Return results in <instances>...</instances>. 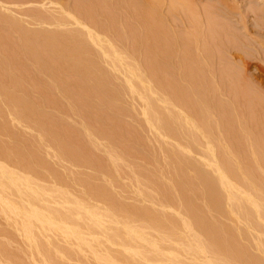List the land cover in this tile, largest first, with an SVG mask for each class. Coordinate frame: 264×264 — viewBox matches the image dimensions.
I'll use <instances>...</instances> for the list:
<instances>
[{"label":"bare ground","instance_id":"bare-ground-1","mask_svg":"<svg viewBox=\"0 0 264 264\" xmlns=\"http://www.w3.org/2000/svg\"><path fill=\"white\" fill-rule=\"evenodd\" d=\"M155 1L158 5L159 3L157 2V0ZM167 1L169 2V0ZM210 2L215 3L214 5L210 4V6L207 5L202 7V9H199V7L197 8L195 0H187L186 5L188 11L186 10V8H184L182 0L180 1V4L183 5L184 11H187L186 13L190 12L189 15L191 16L192 22H197L201 19V21L199 22H203L204 27L208 28L206 30L210 31V38L214 37L215 40L218 41L219 38L221 40V37H223V40H225L224 37L229 30L227 28L225 29L223 25L221 26V24L223 23L218 24L216 22L224 16H229L232 11L239 12L240 9L238 8V3L242 2V0H212ZM177 3L179 4V2H176V7L178 5ZM27 4H35L39 5L40 7V9L36 8L37 10H34V12L33 10H30L32 13L31 15H26L31 19L32 22H35V24L40 26L53 27V29H37L38 31H34L32 29V31H29V29L27 30L25 27H22L23 22L20 23L19 21H15V17L11 18L6 17L5 15L3 16V13L1 14L0 12V136L2 135L1 137H9V139H11L12 141L11 143H5L7 141L1 142L0 138V158L2 159L0 160H6L8 162L10 161L12 162V164H16L14 165L16 166V168L12 166L16 170H19L17 169L19 166L21 167V171L24 172L26 170L27 172H29V174L33 173V176L37 175L36 177H38V174H40L38 170H44L45 168L52 166H46L43 159H41V154H39L40 148L43 144L42 142L47 141L53 146V148L55 149L54 151H56L55 153L59 155L58 157L69 159V162L71 163L72 161L73 165H88L87 167L91 166L93 169H95V171H100L99 173L103 172L106 175L107 173H110L112 171L111 168H106L107 166H109L108 161L106 163V167V164H104L105 161H102L105 159L108 160L107 157H94L93 155L95 154L96 150L90 152L91 154L94 153L92 157L90 156L91 154L89 155V153H87L89 152L88 150H91L89 148L94 146V144L92 145V142H90V144L92 145L91 146L88 143L90 140L88 142L86 141V134H83V136L85 135L84 138L82 135L78 134L79 132L76 133L72 128H68L67 126H65V122H63L61 119L60 120L64 123V126L61 127L60 125L62 123L59 125V122H57L58 124L56 125V121H59V118L56 120V116L53 117V115H48L49 113H43L44 110L42 111L38 106H36L38 105L37 102L34 101L35 103H37L36 105H34L35 103L33 104V101L31 100V102L28 99V92L23 89L24 86L30 83V80L25 78L24 76L27 72L33 74H29L30 76H33V79H38L37 76H47L50 81L48 83H44V80H41L42 78H39L40 80H37L39 84L41 82V84H45L41 85L45 92L47 89L49 91L52 89H57V91L61 93L62 97L64 95V98H67V96L70 97V93L75 89L74 92L77 91L79 93H75L77 97L79 96V99L75 98V94H72L71 98H73L74 96L73 100H77L75 102H70L69 99V102L73 104L72 107L71 104L67 101L68 105L70 104L71 108H80L79 111L81 112L82 110L84 111V109L85 111L89 109V112H93L92 109H105H102L104 115L102 119H99V121L101 120L102 123L104 122L103 119H106L105 121L107 123L104 122L105 125L110 124L111 118H113L111 117V115L114 113L117 115L116 111L118 112V114H120V109L118 107L119 102L118 100H116L120 90L128 91L129 94L131 93L130 96L133 94H138L139 98L145 104L144 105L142 103L141 105L143 107L145 106L144 117L147 123L150 125L151 129L153 128L158 136L163 140L162 142H159L163 143L164 146H167V144L170 143H168L169 140H171V143L173 141L175 142L173 143L174 146L172 145V148L169 146L171 144L168 145V149L164 147V149L166 148V150H168V152L164 151L168 154L167 157L163 156L166 154L163 152V146H160V148H162V156L164 157V159H168L169 157L168 165L166 164V168L168 171L165 169V165H162L163 167H161L160 169H165L163 170L165 176L167 175L166 172H168L171 176V180H169L170 185L169 182L167 184L168 186L164 185L162 183L163 181L161 182L158 178H153L154 176H152V174H149V176L151 175V178H149L148 173H146V178V175L144 177V173L142 174L138 171L142 175L139 176V178L144 177V179H147L148 182L145 180L146 183L144 182V184H151L152 186H149V189L152 190V187L154 191H157L162 200L166 201V203H170L171 205H176L178 209L180 208L184 212L187 220L182 221L181 219L177 218V215H175L174 212L173 213L175 216L172 215L173 213L169 215V213H163L161 211L158 212L146 208L144 207L145 205H142V207H130L128 205L127 207L121 204L122 201L120 202V205L116 202L115 199L118 197L113 196L109 191L110 189L106 187V185L109 186V184L105 185L104 183H98L94 180L93 177L91 178L79 176L78 178V176H75V180L78 178L80 183L77 180L76 182H78L79 184L82 183L81 185L86 186H84L85 188L83 189L86 190V188H88V190L86 191L89 192L88 194L90 195V197L98 200V203L99 201H101L102 203L104 202V206H106L107 204L106 208L108 207V210L106 212L103 211L104 213L100 210L102 212L100 213L94 209L89 208L87 204L83 203V201L85 202L86 200L81 201L83 197L80 198V194L78 199H71L65 191L53 190V188L49 190L50 196H48V194L46 195V193H44L43 191L33 187L29 180L25 178V176L24 178L18 177L20 175V170L17 174L13 169L7 170L8 167L4 168L0 165V217H2L3 219L4 226L3 229H0V235L5 239V241H2L3 243L0 241V264H32L31 261H33V263L35 262V259L33 258L35 257V255L36 258L38 256L44 264H64L66 262L65 260H69L70 258L74 259L73 257H75V259L77 257L76 260L82 262V258H80V256L83 253L82 256L84 259V254H86V252H89L87 254L91 255L92 260L94 261L93 264H264V242L260 240L261 238L263 239L264 236H262V231H264V204L262 205V200L264 199V180L263 178H260V175H263V173L259 172L260 174H258L259 168L264 171V156L262 155L263 153L261 154L260 152L257 153L258 151L256 152V150L260 151L259 148L254 150V147L258 144V141L256 140L251 143L247 141L248 144L245 143L246 140L244 142V137L246 136L245 134L247 132L245 133L246 129L243 130L240 127H245L246 124L239 127L236 119L238 118L241 120V118H236L229 107H222L219 104L221 96H224L220 94L219 97L218 94H216V90V93L214 94L219 97L217 100L214 98V89L210 91L211 85L213 86V83H215L213 79L214 77H212L213 81H210L212 84H209L210 82L208 83L209 86L206 85L207 80L204 83L202 79L200 80L203 83L199 82V84H197V82L199 81V73L203 71L198 72L196 67L200 66L197 63L196 59L194 60L196 62V65L198 64L197 66L193 65L195 63L192 64V62H194L193 60L191 62L192 65L190 63L188 64V57V61H185L187 63V66H194L196 69L190 70V67L187 68L184 64V66L187 68V71L189 69V73L187 72L188 74L185 73L186 75H184L185 81H187L186 83H183L185 82L182 78V73L184 72L183 70H181V72L177 69V75L174 73L175 67L177 66L180 69L182 62L178 61L176 65L174 59L179 60L176 58V56L178 57V55H173L175 57L173 59L171 53H178V51L176 52L174 50L175 52H171V50L173 49H171L169 45L165 44V41L163 42V40L165 39H163L162 32L157 24H155L156 27L154 28H158L161 33L158 29L156 31L153 28V24L155 22L151 21L153 20V18H151V15L147 14L150 13L149 9L148 11H143V8H145L144 4H146L145 1L0 0V5H2L1 9L4 8L5 5L23 6ZM154 4L151 3L149 7L152 11L155 12ZM254 4L257 8L256 12L254 13V17L257 19L258 23L263 24L264 0H255ZM171 7L173 8V6ZM4 10L7 11L8 8ZM19 12L20 11H18V13ZM155 14L156 13H154V15L152 16H155ZM244 20V18H241L240 22L245 29L246 26ZM216 26H218V28L220 27V29H218ZM66 27H70V29H66ZM169 31H171V29ZM15 35L17 36L15 37ZM172 36L170 37L172 38ZM165 37L167 36L165 35ZM214 38L213 41H215ZM179 39L177 42L180 41ZM233 41H229L230 44L233 43ZM235 41L237 42L236 38ZM222 42L223 41H221L220 43L219 41L218 45L215 43V45H217L216 47H220V50H222L221 48L225 46V43L222 44ZM196 50L198 51V49ZM210 54L212 53H209V55ZM140 55H143L142 63H140ZM187 56H189V54ZM207 57L205 58L209 60V58ZM103 64L106 65L110 69V71L112 69L115 72L118 71L119 73V71H122L121 74H127V76L125 75L124 83L121 82L124 84H121L123 86H120V88L117 90L115 89V87H113L112 76L108 75V71H106L105 68L102 67ZM184 66L182 65V67ZM16 67H20L21 69H16ZM140 68L141 70L143 69L144 72L141 71ZM225 68L226 67L222 68V70L224 69L222 73L225 74L227 72L226 75H228L229 72L227 69L225 70ZM198 69H201V67ZM194 70L198 72L197 76L194 74ZM193 71L194 73H192ZM141 72L144 74L143 76H141ZM64 74H67V77H62V75ZM201 75L200 77H202ZM222 77H220V80H222L221 84L218 83V86L220 87L221 85L223 86V82H225L227 78L231 79V76H227V78L224 80ZM205 79L206 78H204V80ZM234 79H236V77ZM180 80H182L183 82H181ZM76 83H79V86L82 89L78 90L80 87L77 85L78 88H76ZM181 83L185 85H182ZM151 85H153V88ZM234 85H238L236 84V81ZM234 85L230 86V88L232 89L231 91H235L233 96L230 92L232 98H246V94L242 91H240L241 93H238L241 94V97L238 96L240 98H237L235 94L236 90H233V88H237V86ZM29 86L32 87L31 85ZM215 86L216 85H214V87ZM72 87L75 88L73 89ZM220 87H217L216 89H219L220 91ZM33 89L34 91H36L34 86L32 87V91ZM222 90L221 92H223ZM52 93H48L50 94V97ZM155 93L157 95H155ZM243 93L244 95H242ZM28 94L30 95V93ZM42 95L40 96L41 98H43ZM153 95L158 97L156 98ZM47 98L49 100V96ZM53 99L52 101H50L51 99L49 100V103L52 104V106H54L57 102L60 103V105L62 104L60 101L61 97L58 100H55V98ZM65 100H68V98ZM115 100L116 102H118V104L115 103ZM253 102L254 103L252 105H259L258 101L257 103H255V99ZM67 103L65 104V106L67 105ZM113 104H115L116 107L110 106ZM56 105L54 107H56ZM104 105H108L115 112L113 113V111L110 110L108 106L107 108ZM43 106L45 105L43 104ZM65 106H63V108L65 109V111H67L68 109L66 110V107L68 106ZM2 107H4V109L7 107V109L5 110L10 114H13L15 118L20 121V123L22 121V124L23 122H25L30 125L31 129L35 128V131L38 132L36 133L40 135L41 139L38 141L27 140L20 143V135H16V131L14 132L13 129L9 127V125H7L8 123H5L4 118L6 114L4 113L6 111L3 112L1 109ZM117 108L119 111L116 110ZM249 110H251V108H249ZM70 111H73V109H71ZM104 111L107 113H104ZM81 112L79 113L77 111V115L78 113L80 115L79 117H82L85 113H87L82 112L81 114ZM95 112H93L92 114L89 113L88 116L92 115V117L96 118L98 114L97 111ZM214 112L220 115V118L219 121H215V123L213 124L211 119L214 115ZM254 112H252V110L251 112H249V115H251L250 117H253L252 115L254 114ZM94 114L97 115L94 116ZM99 117L101 116H97L96 119H98ZM116 117L114 118L116 121L114 119L113 120L116 122V125L120 124L119 127L122 129L119 130L122 131H119V133L117 132V135L119 137L115 135V138L118 137L119 140L121 138H124L123 140L126 141L127 130H125L124 133V135L126 136L119 135L120 133L122 135V133L124 132L123 128L125 129L123 125V127L121 126L122 123H119L118 120L121 115H118ZM82 118L88 119L89 117L85 115V117ZM89 120L90 119H88V121ZM107 120H110L109 124ZM247 120H249V122L251 123V121H253L254 119L249 118ZM91 121L93 120L91 119ZM88 123H90V121ZM102 123L97 122V120L95 121L94 119L93 123H90L89 125L84 123V125L89 126L91 131L99 134H95L98 137L102 136L103 138L100 137L101 139L107 140L112 143L114 139L113 133L116 130V125H114V122L112 123L115 129H113L112 126L109 125L108 127L110 129L112 128V131L109 130L110 132H108L106 131L107 125L104 127ZM147 123L145 125H147ZM252 123H254V121ZM100 124L102 125L101 127H104L105 130L102 128L101 130L99 129L100 127H97V125L100 126ZM89 127L85 128L89 129ZM249 128H251V126H249ZM91 133L93 134V132ZM129 134L131 135L132 132H130ZM215 134L216 136H214ZM252 134L251 136L252 138H254L256 135L253 134V137ZM249 135L250 133L248 134V136ZM88 138L90 137L88 136ZM140 138L142 137H139V139ZM160 138L159 140H161ZM252 138H250L251 141L253 140ZM131 139L132 138H130L129 140ZM139 139L138 142L140 143V146H142V139ZM199 139L203 141H200L199 143ZM246 139L248 140V138ZM114 140L117 141L116 139ZM166 140H168L167 143ZM122 141H120L121 144L123 143ZM214 141H217L216 143L219 142L218 146H215L216 144L214 145ZM47 142H45L46 145ZM259 143L260 145H258L262 148L263 145L261 144V142ZM115 144H113L111 147L113 148ZM51 145L48 146V148L51 147ZM122 145L119 147L125 150V145L124 147H122ZM133 145L135 146V144ZM245 145H248V148L245 147ZM116 146L118 151H120L121 149L119 150L118 145ZM130 146H132V144L129 145V147ZM140 146L138 147L142 148ZM196 146L204 148V151L201 153L202 156L203 154L204 156L202 157L200 155V158L202 159L199 158L201 160L199 162L197 160L192 161V159L187 156L188 151L193 152V149L194 151L198 149L196 148ZM112 148L110 151H112ZM133 148L132 150L130 149L131 155L134 154L133 150H136L135 148ZM185 148L188 151H186ZM202 148L198 150H201ZM117 149L115 150V152L113 149V154L117 153ZM183 149H185L184 151H186L187 154L183 151ZM246 149L251 155V160L246 156V153H248ZM158 151L160 152V150ZM145 153L147 154L149 152ZM152 153L153 151H151V154ZM113 154L112 156H115L114 158L112 157L113 161H116L119 158L121 160H118L119 163L112 165H120L121 161H127V157H125V159H122L121 157L123 156L119 157L118 154V157H116V155ZM120 154L123 155V153ZM131 155H128V157H131ZM148 155L150 154H147L145 157H147ZM153 156L151 158H153ZM97 159L101 160L98 161ZM147 159L148 158H146L145 160L147 161ZM60 160L62 159L60 158ZM154 160V162H159L157 161V158ZM165 163L163 162V164ZM160 165L161 164L157 166L160 167ZM262 165L263 167L261 168ZM159 167L157 168L158 170L156 169V173L159 171ZM120 168L123 167L121 166ZM120 168L118 169L117 167V172L123 171H119ZM161 170L160 173L158 172V175L161 174L160 176H162L163 174ZM12 171H14L17 176H15ZM47 171H49V169ZM138 172H136V174ZM103 173H101V175ZM111 173L108 175L113 176V174H115ZM150 173L152 172L150 171ZM132 174L133 173H131L130 176H132ZM165 176L163 174V177ZM163 177L162 180L170 178L168 175L165 178ZM137 178L138 177H135L136 181ZM139 178L138 182L140 180ZM142 178L141 180H144ZM63 180L61 181L64 182L65 180ZM104 180L106 179H102L103 182ZM136 181L135 184L137 185L138 183ZM141 182L143 183V181ZM64 183L66 184V182ZM111 183L113 185V182ZM139 184L140 186L145 187L144 185H141V183ZM37 185L38 184L36 183V186ZM69 185L67 186L69 187ZM86 191L85 193H83L84 195H86ZM173 191L177 192V199H179L178 204L175 203L176 196L174 195ZM159 196H157L158 200ZM161 199L160 203H162ZM197 199H201L204 204L199 205L196 202L199 201ZM51 200L53 204L56 203V206H53V204L50 202ZM56 200L58 201V203L56 202ZM88 200H90V198ZM97 209L99 208L97 207ZM178 209L176 208V210ZM117 215H121V223H119L120 221L117 222L115 220L116 218H118L119 220V217ZM210 215H212L213 218H211L212 216L210 217ZM215 215H217L216 217L221 216V218L234 217L233 219L235 220L237 218L245 223V227L242 229H238L233 225H226V223L222 224L221 222L223 221H218V218L216 219ZM134 220L137 221L134 222ZM132 222H134V224L136 223V226L138 225L137 223H139V226L133 227L132 225H130L132 224ZM237 223L241 222L237 220ZM244 223L242 224L243 226ZM186 229L187 231H194V234L196 235H188L185 231ZM146 230L153 231L152 233H150V235L154 233L155 238L153 236H150L149 232ZM250 233H252L254 236L250 235ZM256 233H258V235L259 233H261V238L260 236L257 237L258 239L255 238L256 240L254 242V249L256 247V251H261L260 253L263 254V258L255 256V253H252V251L255 252V250L249 249V247H247L246 245L248 239L251 243L253 237L257 236ZM15 234L19 235V237L22 238L25 244L24 250L21 247V249H19V253L15 252L14 247L11 246V243H14L13 240L15 239L16 241L17 239L14 238L16 237ZM48 236L49 239L51 238V236L59 237V239H61L59 241H63L64 244L58 245L57 243H51L54 237L52 238V240L50 239L51 241H49ZM148 236H150V238ZM250 236H252V239L250 238ZM151 237H153L154 239H152ZM241 238H244V240L245 238H247V241H243V239ZM240 241L245 242V245L243 243L241 244ZM54 242L56 241L54 240ZM250 243H248V245H252L251 247L253 248L254 243L252 242L251 245ZM165 244L168 246V248L164 247ZM11 247H13V250L11 249ZM32 254H34L32 257L33 259L31 258L32 260L27 261V259H29ZM86 258L85 260L87 262ZM36 262L39 261L36 260ZM40 262L38 264H41ZM82 264H86L84 260ZM87 264L90 263L87 262Z\"/></svg>","mask_w":264,"mask_h":264},{"label":"rangeland","instance_id":"rangeland-1","mask_svg":"<svg viewBox=\"0 0 264 264\" xmlns=\"http://www.w3.org/2000/svg\"><path fill=\"white\" fill-rule=\"evenodd\" d=\"M145 1V3L147 4H144L145 5V8H143V11L145 10V11H148V9H149V12L150 13H147L148 15H151V18H153V20H151V18H150V20L151 21H154L155 23L153 24L154 26H153V28L154 27H156L155 26V24H157L158 26H159V29L161 30V32H162V35H163V39H165V40H163V42L165 43V44H167V45H169L170 46V48L171 49H173V50H171V52L172 51H178V53H171V55H172V58L174 59L175 57L173 56V55H175V54H177L178 55V57L176 56V58L177 59H179V60H176V59H174V62H176V65H177V63H178V61L179 62H182L181 64L184 66V64H185V66L188 68V67H190L189 69L191 70V69H195V67L194 66H187V63L185 62V61H188V59H189V62H188V64L190 63L191 64V62H192V60L194 61V62H192V64L193 63H195V64H193V65H195V66H197L198 64H199V66L201 67V69L203 68V69H205V70H201V69H198V68H200V67H196L197 68V70H198V72H201V71H203V72H201V73H199L200 75L201 74H205V75H201L202 77H200V75L198 76L199 78H198V82H197V84H199V82L201 83L202 81L200 80V79H202L203 81H204V83H205V81H206V85H208V83L212 80V77H214L213 79H214V81H215V83H213L214 85H216L215 87H214V85L212 86L211 85V89H210V91L212 90V89H214L215 90V92H214V90H213V94L214 93H216V90H217V93L216 94H218V96L221 94V95H223L224 97H222L221 96V100H219V104L222 106V107H229V109L230 110H232V113L234 114V116L237 118V117H240L241 118V120L240 119H236V122L238 123V125H239V127L241 126V125H245V127H243V126H241L240 128L241 129H246L245 130V135L247 136H245L244 137V142H245V140H246V144H248L247 143V141L249 142V143H251V142H253V141H258L257 143L260 145V143L259 142H261V144L263 145L262 146V148L257 144L255 147H254V150H256V149H260V151L259 150H256V152L257 153H263L262 155L264 156V23L263 24H260V23H258V21H257V19L254 17V13L256 12V10H257V8L255 7L256 5L254 4V1L255 0H242V2H240V3H238V8L240 9L239 10V12L238 11H232L231 13H230V15L229 16H224L223 18H221L220 20H217V22L216 23H218V24H221V23H223V24H221V26L223 25L224 27H225V29L227 28L229 31H227V33H226V36L224 37V39L225 40H223V37H221V40H220V38H219V40L217 41V40H215V38L214 37H211L210 38V31L209 30H206V29H208V28H205L204 27V25H203V22L201 23V22H199V21H201V19L200 20H198L197 22H192V19H191V16L189 15V13L190 12H188V13H186L187 11H188V8H187V5H186V2H187V0H184V1H186V2H184L183 0H182V4L184 5V8H186V10L184 11V8H183V5L182 4H180V1H177V0H169V2L167 1V0H157V2L159 3L158 5H157V3H156V1L155 0H144ZM155 1V2H154ZM159 1H161V2H159ZM172 1V2H171ZM196 1V5H197V8L199 7V9H202V7H204V6H207V5H209L210 6V4L211 5H214V3L212 2H210V1H212V0H195ZM174 2V3H173ZM176 2H179V4L177 5V7L175 6V4H176ZM149 3V4H148ZM151 3L152 4H154L155 5V12L154 11H152L151 9H150V5H151ZM171 4H173V5H171ZM253 4V5H252ZM169 5V6H168ZM182 7H181V6ZM171 6H173V8L171 7ZM1 7H2V5H0V9H1ZM158 7V8H157ZM171 8V9H169V8ZM176 7V8H175ZM178 7H180V8H178ZM6 8H8V10L6 11V10H4V9H6ZM40 9V7H39V5H35V4H27V5H23V6H12V5H5L4 6V8H2L1 9V14L3 13V16L5 15L6 17H11V18H14L15 17V21H19L20 23L21 22H23V25H22V27H25L27 30L29 29V31H32V29L34 30V31H36L37 29L38 30H41V29H44V28H48V29H53V27H47V26H40V25H37V24H35V22H32L31 21V19L29 18V17H27L26 15H31L32 13H31V11L33 10V12H34V10H37V9ZM162 8V9H161ZM168 8V9H167ZM256 8V9H255ZM147 9V10H146ZM159 9H161V10H159ZM167 9V10H166ZM175 9V10H174ZM180 9V10H179ZM13 10V11H12ZM20 11L19 13H18V11ZM31 10V11H30ZM158 10V11H157ZM10 11V12H9ZM16 11V12H15ZM21 11H23V12H21ZM161 13H160V12ZM180 11V12H179ZM154 13H156L155 14V16H152V15H154ZM160 13V14H159ZM0 14V15H1ZM159 14V15H158ZM189 16H188V15ZM28 15V16H29ZM164 16V18H163V16ZM13 16V17H12ZM160 18H159V17ZM17 17V18H16ZM11 18H9V19H11ZM156 18V19H155ZM159 18V19H158ZM241 18H244L245 20H244V22H245V26H246V28L244 29L243 28V26L241 25V22H240V19ZM164 19V20H163ZM199 19V18H198ZM256 19V20H255ZM160 20V21H159ZM219 21V22H218ZM165 23V24H164ZM191 23V24H190ZM193 23V24H192ZM30 24V25H29ZM35 24V25H34ZM217 24V25H218ZM33 25V26H32ZM262 25V26H261ZM162 26H164V27H162ZM192 26V27H191ZM200 26V27H199ZM202 26V27H201ZM217 28H218V26H216ZM70 29V27H66V29ZM164 28V29H163ZM65 29V28H64ZM156 31H157V29L158 28H154ZM158 29V30H159ZM171 29V31H169ZM197 29V30H196ZM199 29V30H198ZM201 29V30H200ZM218 29H220V27L218 28ZM37 30V31H38ZM160 30H159V32H160ZM164 30V31H163ZM193 31V32H192ZM196 31V32H195ZM209 31V32H208ZM160 32V33H161ZM170 32V33H169ZM173 32V33H172ZM229 32V33H228ZM164 33V34H163ZM168 33V34H167ZM176 33V34H175ZM232 36V35H234V36H230V35ZM165 35L167 36V37H165ZM172 35H174V36H172ZM182 35V36H181ZM184 35V36H183ZM189 35V36H188ZM208 35V36H207ZM229 35V36H228ZM17 35H15V37H16ZM151 36V35H150ZM169 36V37H168ZM170 36H172V38L170 37ZM189 38H188V37ZM207 36V37H206ZM173 37H174V39H173ZM176 37V38H175ZM178 37V38H177ZM197 37V38H196ZM228 39H227V38ZM171 38V39H170ZM180 38V39H179ZM209 38V39H208ZM213 38H214V40L215 41H213ZM234 38V39H233ZM235 38L237 39V42L235 41ZM166 39H167V41H166ZM178 39L180 40L179 42H177L178 41ZM192 39H194V40H192ZM227 39V40H226ZM189 40H191V41H189ZM234 40V41H233ZM13 41V40H12ZM173 41V42H172ZM182 41V42H181ZM185 41V42H184ZM217 41V42H216ZM220 41V43H221V41H223L222 42V44L223 43H225V46H226V43H227V46L225 47H222L221 49L222 50H220V47H216L217 45H218V42ZM231 41H233V43H231L230 44V42ZM209 42V43H208ZM185 43V44H184ZM191 43V44H190ZM196 43V44H195ZM198 43V44H197ZM212 43V44H211ZM215 43L217 44V45H215ZM189 44V45H188ZM178 45H179V47H178ZM212 45V46H211ZM184 46V47H183ZM190 46V47H189ZM176 47H177V49H176ZM201 47V48H200ZM182 50H180V49ZM183 48H184V50H183ZM198 49V51L196 50V49ZM219 48V49H218ZM224 48H226V49H224ZM210 49V50H209ZM214 49H216V50H214ZM205 50V51H204ZM220 50V51H219ZM174 51V52H175ZM183 51H184V53H183ZM194 51H196V52H194ZM224 51V52H223ZM226 51H228V52H226ZM208 52V53H207ZM189 54V56H187L188 54ZM199 53V54H198ZM205 53V54H204ZM209 53H212V54H210L209 55ZM193 54V55H192ZM198 55H200V56H198ZM207 55H208V57H207ZM180 57V58H179ZM186 57V58H185ZM187 57H188V59H187ZM190 57H191V61H190ZM205 57H207V58H209V60H207ZM183 58V59H182ZM142 59V60H141ZM194 59H196V61H197V65H196V62H195V60ZM140 63H142V61H143V55H140ZM210 61V62H209ZM199 62H201V63H199ZM191 64V65H192ZM204 64H206V65H204ZM182 65H181V68L179 69L177 66L175 67V69H174V73L176 74V71H177V69H178V71H181V70H183L184 72V74L182 73V78H183V80L185 81V78H184V75H186V74H188L189 72V69H188V71H187V68L184 66V67H182ZM203 66H206V67H203ZM102 67H104L105 68V70L106 71H108L107 73H108V75H110V76H112V85H113V87H115V89L117 90V89H119L120 88V86H123L124 84V79H125V75L127 76V74H121V72L122 71H119V73H118V71H114V70H112L111 69V71H110V69L106 66V65H104L103 64V66ZM194 67V68H193ZM224 67H226L225 68V70L227 69L228 70V72H229V74L228 75H226L227 74V72L225 73V71H224V73L225 74H223L222 73V71L224 70H222V68H224ZM186 70H185V69ZM16 69H21L20 67H16ZM207 69V70H206ZM215 69V70H214ZM31 70V69H30ZM140 70H141V68H140ZM196 70V69H195ZM194 70V71H195ZM209 70V71H208ZM141 71H143V69L141 70ZM178 71H177V73H178ZM194 71L192 72V73H194ZM208 71V72H207ZM232 72V74H231V72ZM144 72V71H143ZM182 72V71H181ZM188 72V73H187ZM191 72V71H190ZM198 72H196L195 71V75L197 76V73ZM205 72V73H204ZM25 73V72H24ZM23 73V74H24ZM180 73V72H179ZM186 73V74H185ZM207 73V74H206ZM211 73V74H210ZM30 73L29 72H27V73H25V78H27V79H29L30 80V83L29 84H27L26 86H24L23 87V89H25V91H27L28 93H30V95L27 93V97H28V99L34 104L35 102H37L38 103V105H36L37 103H35L34 105H36V106H38L39 107V109L40 110H44L43 111V113L45 112V114L47 113H49L48 115H53V117L54 116H56L57 118H55L56 120L59 118V121H56V125L58 124L57 122H59V125L62 127V126H64L63 124V122H65V126H67L68 128L70 127V128H72L73 129V131H75L76 133L77 132H79L78 134H80V135H82L83 136V134H86V141L88 142L89 140V144H90V142H92V145L94 144V146H92L91 144V146L92 147H96V148H89V149H91V150H88L89 152H87V153H89V155L91 154L90 152H92V151H95V154L94 153H92L90 156L92 157V155L94 156V157H98V158H104V157H107V159L108 160H102V161H105L104 162V164H106L107 163V161H108V165L109 166H107V164L105 165V167L106 168H108L109 167V169L111 168L112 169V171L111 172H113V173H115V174H113V173H111L110 172V170H109V172L111 173V174H113V176L111 175H108V174H110V173H107V175L106 174H104L103 172H101V173H103L102 175H101V173H99L100 171H95V169H93L91 166H89L90 168H92V169H90L89 167H87V166H85V165H83V166H79L80 164H77L78 166H76L75 164L73 165V163H72V161H71V163L69 162L70 160L69 159H67V158H62V157H58L59 155L57 154V153H55L56 151H54L55 149L53 148V146L50 144V143H48L47 141H43L42 143V147L40 148V151H39V154H41L40 156H41V159H43V161H44V163L46 164V166H48V165H52V166H49V167H47V168H45L44 170L43 169H40V170H38V172L40 173V174H38V177H36L37 175H35V176H33V173H30L29 174V172H27L25 169V171L24 172H26V173H24L23 171H21V167H19L18 166V168L17 169H19L20 170V172H19V170H16L15 168H16V166H14V165H16V164H12V162H8V161H6V160H4V161H1L0 160V165L1 166H3L4 168H7V170H14L15 171V173H17L18 174V172L20 173V175L18 176V177H21V178H24V176H25V178H27L28 180H29V182L32 184V186L33 187H35V188H37V189H39V190H41V191H43L44 193H46V195L48 194V196H50L49 194H50V189H53V190H62V191H65L69 196H70V198L72 199V198H79V194H80V198H82V200L81 201H83V200H86L85 202L83 201V203H85V204H87L88 205V207L89 208H91V209H94V210H96L97 212H100V213H102L103 211H107L108 209V207L106 208V206H107V204H106V206H104V202L102 203L101 201H99V203H98V200H96L95 198H93V197H90V195L88 194L89 192L88 191H86V190H88V188H86V190L85 189H83V188H85L86 186L85 185H81V184H79L80 182H79V180H78V178H79V176H81V177H93L94 178V180L95 181H97L98 183H101V184H109V186L108 185H106V187L107 188H109L110 190V192H111V194L113 195V196H115V197H118V198H115L116 199V202L118 203V204H120V202H121V204H123V206H127L128 207V205L130 206V207H137V206H139V207H142V205H145L144 207H146V208H149V209H152V210H155V211H161V212H163V213H169V215H171L173 212L175 213V215H177L176 217L177 218H179V219H181L182 221H185V220H187L186 219V216H185V214H184V212L180 209V211H179V209H178V207L176 206V205H171L170 203H166V201H164V200H162L161 199V197L159 196V194H158V192L157 191H154L153 190V188L151 187V189L154 191V192H156V193H154L152 190H150L149 189V186H152L151 184L149 185L148 183V185H145L144 184V182L146 183V181H147V179H144V177H145V175H146V173H148V176H149V174H152V176H154L153 178H158L164 185H167L168 184V182H169V185H170V181L169 180H171V176L169 175V173L168 172H166V174L170 177V178H166V180H168V181H166L165 179H163L162 180V177H163V174H164V176H165V173H163V170H167V168H166V164L168 165V162H169V157H168V159H164V157L163 156H168V154L166 153V152H164V151H167L168 152V150H166V148L168 147V145L169 144H171V145H169L171 148H172V145L174 146V144L173 143H175L174 141L171 143V140H166V143H167V141H168V143L169 144H167V146H164L163 145V143H160L159 141H163L159 136H158V134L156 133V131L152 128L151 129V127H150V125L147 123V121H146V119H145V117H144V110H145V106L143 107L141 104L143 103V101L139 98V95L138 94H133V95H131L130 96V94H129V92L128 91H125V90H120L119 91V95L117 96V98H116V100H118V102H119V104H118V102H116V100H115V103L116 104H118V107H119V109H120V111L118 110V108L116 109V110H118L119 112H120V114H118V112L116 111V113H117V115L114 113L115 111L113 110V109H111L108 105H104L105 107H109V109L110 110H112L113 111V113L114 114H112L111 115V117H113V118H111V122H110V120L108 121V124H109V122H110V126H112V128L113 129H115V127H113V125H112V123L114 122V125H116L115 123V117L116 116H120L121 115V117L120 118H118V120H119V123L121 122L122 124H121V126L123 125L124 127H125V129L123 128V130H124V132L122 133V135H121V133L119 134L120 136H126V141H124L122 138L119 140V136L117 135L118 133H119V129H122V128H120L119 126H120V124L118 125H116V130H115V132H114V130H113V136H114V139H116L117 141H115L114 139H113V136H112V139H113V142L111 143V142H109V141H107V140H103V139H101V138H103L102 136H100V137H98L97 135H99V134H97L96 132H94V131H91V129H90V127L89 126H87V125H89L90 123H93V121H94V119H95V121L97 120V122H101L102 123V121L100 120L99 121V119H102V117H103V110H105V109H99V110H94V109H92V111L93 112H95V111H97V116H101V117H99L98 119H96L97 118V116L94 114V116H96V118L95 117H92V115H90V116H88V114L91 112H89L88 110H86L85 111V109H84V111L82 110V112H87V113H83L84 115L82 116V117H85V115L87 116V117H89L88 119H90L89 121H90V123H88L89 121H88V119L87 118H82V117H79L80 115H79V113L81 112V111H79L80 110V108H78V109H76V107H75V109H76V111H75V109L74 108H71L72 106H73V104H71L70 102H73L74 100V96H75V98H78L79 99V96L77 97L76 96V94L78 93L77 91L76 92H74V90L71 92V91H69V92H71L70 93V97H68L67 96V98H68V100H65V99H67V98H64V95H63V97L61 96V93L60 92H58L57 91V89H52V90H46V92H45V90H43V88L41 87V85H45V84H39L38 82H37V80H40L39 78H42L41 80L43 81L44 80V83H48V82H50L49 81V79L47 78V76H37V78L38 79H36L35 77V79H33V76H30L29 75ZM112 74V75H111ZM216 74V75H215ZM235 74V75H234ZM238 76H237V75ZM33 75V74H32ZM144 74L141 72V76H143ZM177 75V74H176ZM181 75V74H180ZM207 75V76H206ZM209 75V76H208ZM224 75V76H223ZM63 76H65V77H67V74H64V75H62V77ZM223 76V77H222ZM227 76H231L230 78L231 79H229V78H227ZM235 78L236 77V79H234L233 77ZM210 77H211V79H210ZM220 77H222L223 78V80L224 79H226V83L225 82H223V86L221 85V87L220 86H218L219 84L218 83H220L221 84V82H222V80H220ZM204 78H206L205 80H204ZM209 79V81H208V79ZM228 80V81H227ZM236 81V84H238V85H234L235 84V81ZM181 82H183L182 80H180ZM213 81V80H212ZM211 81V82H212ZM218 81V82H217ZM238 81V82H237ZM241 81V82H240ZM77 82H78V80H77ZM121 82H123V83H121ZM187 81H185V82H183V83H186ZM209 83V84H212V83ZM217 82V83H216ZM118 83H120V84H118ZM183 83H181L182 85H185V84H183ZM203 83V82H202ZM225 83V84H224ZM121 84H123V85H121ZM29 85H31L32 87L34 86V88L36 89V91H34V89H33V91H32V87H30ZM79 86V83H76V86ZM237 86V88L236 87H234V88H236V89H234L233 88V90H236V96H237V98H240L241 97V94H238V93H241L240 91H242V92H244L245 94H246V98H240V99H234V98H232V96H233V94H234V92H232L231 90V88H230V86ZM78 86L76 87V88H78ZM152 86V88H153V85H151ZM209 86V85H208ZM226 86V87H225ZM244 86V87H243ZM80 87V86H79ZM217 87H220L221 88V90L223 91V92H221V90L219 91V89H216ZM250 87V88H249ZM244 88V89H243ZM44 89H45V87H44ZM80 89H82L81 87L78 89V90H80ZM226 89V90H225ZM30 90V91H29ZM55 90V91H54ZM246 90V91H245ZM45 93H44V92ZM54 91V92H53ZM82 91V90H81ZM81 91H79V92H81ZM209 91V92H210ZM42 92H43V95H42ZM52 93L51 94V97H50V94H48V93ZM232 93V96L230 95L231 93ZM76 93V94H75ZM123 93V94H122ZM157 93V92H156ZM155 93V95H157ZM244 93L242 94V95H244ZM72 94H75L74 96H73V98H71V96H72ZM79 94V93H78ZM128 94V95H127ZM216 94H214V98L215 99H217L218 100V98L220 97H217V95ZM42 95V97L43 98H41L40 96ZM135 95H137V96H135ZM155 95H153L154 97H158V96H155ZM215 95H216V97H215ZM227 95V96H226ZM230 95V96H229ZM31 96V97H30ZM49 96V100L50 101H52V99L53 98H55V100L57 99H60V97H61V105H60V103H56L57 105H58V108H57V105H56V107H54V106H52V104H50L49 103V100H48V97ZM130 96V97H129ZM238 96H240V97H238ZM53 97V98H52ZM66 97V96H65ZM138 97V98H137ZM235 97V96H234ZM244 97V96H243ZM251 97V98H250ZM31 98V99H30ZM45 98V99H44ZM62 98H63V100H62ZM225 98V99H224ZM0 99H1V97H0ZM44 99V100H43ZM69 99H70V102H69ZM140 99V100H139ZM242 99V100H241ZM250 99V100H249ZM254 99H255V103H257V101H258V103H259V105L257 106V104H254V105H252L254 102ZM65 100V101H64ZM72 100V101H71ZM77 99H75V101H76ZM132 100V101H131ZM237 100V101H236ZM246 100H248V101H246ZM260 100V101H259ZM35 101V102H34ZM53 101H54V99H53ZM59 101V102H60ZM67 101L71 104V107H70V104L68 105V103H67ZM74 101V102H75ZM141 101V102H140ZM243 101V102H242ZM250 101V102H249ZM67 103V105L66 106H68V107H66L65 106V104ZM52 103V102H51ZM54 103V102H53ZM224 103V104H223ZM248 103H249V106H248ZM43 104L45 105V106H43ZM144 104V103H143ZM242 104V105H241ZM251 104V105H250ZM145 105V104H144ZM227 105V106H226ZM235 105V106H234ZM59 106H61V107H59ZM63 106H65L66 107V110L67 111H65V109L63 108ZM76 106H77V104H76ZM110 106H112V107H116L115 106V104H113V105H110ZM253 106V107H252ZM258 108H257V107ZM70 107V108H69ZM107 107V108H108ZM142 107V108H141ZM51 108H53V109H51ZM234 108H236V109H233ZM249 108H251V110H252V112H254V114L252 115L253 117H250L251 115H249L250 113L249 112H251V110H249ZM2 109V111L3 112H5L6 110L5 109H7V107L4 109V107H2L1 108ZM55 109H56V111H55ZM57 109H60V110H57ZM71 109H73V111H70ZM81 109H83V108H81ZM248 109V110H247ZM100 110H101V112H100ZM75 111V112H74ZM77 111L79 112L78 113V115H77ZM111 111V112H112ZM7 112V111H6ZM4 113V114H6V115H8V116H6L5 115V118H4V121H5V123L7 124V125H9V127H11L12 129H13V131L16 133V135H20L19 136V138H20V143L21 142H24V141H38V140H40L41 139V137H40V135L39 134H37L38 132L37 131H35V128H32L31 129V127H30V125H28L27 123H25V122H23V124H22V121H21V123H20V121L17 119V118H15V116L13 115V114H10L9 112H7V113ZM66 112H68V113H66ZM72 112H74V113H72ZM82 112H81V114H82ZM93 112H91L90 114H92ZM134 112V113H133ZM142 112V113H141ZM54 113V114H53ZM72 113V114H71ZM96 113V112H95ZM104 113H107V112H105L104 111ZM62 114V115H61ZM65 114V115H64ZM129 116H128V115ZM252 114V113H251ZM68 115V116H67ZM76 115V116H75ZM106 115V114H105ZM114 115H116V116H114ZM237 115V116H236ZM238 115H240V116H238ZM245 117H244V116ZM70 116V117H69ZM78 116V117H77ZM123 116V117H122ZM243 116V117H242ZM90 117H92V118H90ZM69 118V119H68ZM125 118V119H124ZM219 118H220V115H218L217 113H215L214 112V115H213V117H212V123L214 124L215 123V121H219ZM254 119L253 121H254V123H252L253 121H251V123L252 124H254V125H252L250 122H249V120H247V119ZM63 121V122H61V120ZM86 119V120H85ZM91 119L93 120V121H91ZM115 121H114V120ZM116 119H117V117H116ZM9 120V121H8ZM68 120V121H67ZM106 119H103V121L105 122V123H107L106 121H105ZM238 120V121H237ZM67 121V122H66ZM86 121H88V122H86ZM123 121H124V124H123ZM142 121V122H141ZM102 123V125L105 127L106 125H105V123ZM140 122V123H139ZM249 122V123H248ZM67 123H68V125H67ZM71 123V124H70ZM84 123L85 124H87L86 126L84 125ZM117 123H118V121H117ZM147 123V125H145ZM15 124H17V125H15ZM249 124H251V125H249ZM81 125V126H80ZM96 125V124H95ZM99 125V124H98ZM97 125V127L99 128V129H104V127H101L102 125L100 124V126H98ZM109 125H107V129H106V131H108V132H110L109 130H111L112 131V128L110 129L108 126ZM127 125V126H126ZM248 125V126H247ZM15 126V127H14ZM59 126V127H60ZM72 126V127H71ZM122 126V127H123ZM249 126H251V128H249ZM253 126H254V128H253ZM30 127V128H29ZM74 127V128H73ZM85 127H89V129H90V131L91 132H93V134L89 131V129L88 128H85ZM132 128H133V130H132ZM148 128H149V130H148ZM251 129V130H249V129ZM77 129H78V131H77ZM87 129V130H86ZM101 129V130H102ZM150 129H151V131H150ZM80 130V131H79ZM82 130V131H81ZM105 130V129H104ZM118 130V131H117ZM125 130H127L126 131V135H124V133H125ZM84 131V132H83ZM88 131H89V133H88ZM122 131V130H121ZM120 131V132H121ZM250 131V132H249ZM17 132H18V134H17ZM37 132V133H36ZM118 132V133H117ZM130 132H132V134L130 135L129 133ZM143 132V133H142ZM145 132V133H144ZM155 132V133H154ZM27 133V134H26ZM32 133V134H31ZM250 133V135L248 136V134ZM256 135L255 137H254V135ZM95 134H97V135H95ZM140 136H139V135ZM143 134V135H142ZM157 134V135H156ZM251 134L253 135V137L254 138H252V136H251ZM92 135V136H91ZM95 135V136H94ZM115 135H117L118 137H116L115 138ZM128 135H129V139L130 138H132L131 140H129L128 139ZM262 135V136H261ZM2 136V135H1ZM0 136V138H1V142H5V141H7V142H5V143H11L12 141H11V139H9V137H6L5 135H3V136H5V137H1ZM24 136H26V137H24ZM88 136L90 137V138H88ZM131 136V137H130ZM149 136V137H148ZM156 136H158V137H156ZM214 136H216V134L214 135ZM251 136V137H250ZM84 138H85V135L83 136ZM97 137V138H96ZM139 137H142V138H140V139H142L141 141L143 142V145L142 146H140V143L138 142V139H139ZM252 138L253 140L251 141L250 140V138ZM31 138V139H30ZM150 138V139H149ZM159 138L161 139V140H159ZM214 138H216V137H214ZM246 138H248V140L246 139ZM257 138V139H256ZM8 139V140H7ZM139 139V140H140ZM263 139V140H262ZM123 140V141H122ZM157 140V141H156ZM214 140H216V139H214ZM105 141V142H104ZM108 143H107V142ZM115 141V142H114ZM120 141H122L123 143V145L120 143ZM132 141H133V143H132ZM200 141L202 142L203 140H201V139H199V143H200ZM212 141H213V139H212ZM45 142H47V145H46V143ZM125 142V143H124ZM131 142V143H130ZM217 141H214V145L215 146H218V143H216ZM115 143H118V144H115ZM49 144V145H48ZM113 144H115V146H113V148L111 147ZM132 144V146H130L129 147V145H131ZM133 144H135V146L133 145ZM160 144V145H159ZM45 145H46V147H45ZM51 145V147H49L48 148V146H50ZM96 145V146H95ZM116 145H118V148H119V150L120 151H122V152H120V151H118V149L116 148L117 146ZM122 145V147H124V145H125V150H123L122 148H120L119 146H121ZM108 146H110V147H108ZM133 146H134V148L136 149L135 151L133 150V155H131V150H132V148H133ZM138 146H140V147H142V148H139ZM159 146V147H158ZM160 146H163V152L166 154V155H163V153H162V148H160ZM248 146V145H247ZM246 145H245V147H247ZM145 147V148H144ZM164 147H166L165 149H164ZM170 147H169V150H170ZM111 148H112V151H113V149H114V152H115V150L117 149V153L115 154H113V152L112 151H110L111 150ZM133 148V149H134ZM151 148H152V150H151ZM196 148H198V149H200V148H202V147H198V146H196ZM195 148V149H196ZM248 148V147H247ZM53 149V150H52ZM109 149V150H108ZM131 149V150H130ZM142 149V150H141ZM146 149V150H145ZM168 149V148H167ZM186 149V148H185ZM185 149H183V151L185 150ZM195 150L194 151V149H193V152H191V151H188L187 149H186V151H188V154H187V152L186 151H184L186 154H187V156L188 157H190V159H192V161H201L200 159H202V158H200L201 156H202V152L204 151L203 149L204 148H202L201 150ZM263 149V150H262ZM101 150V151H100ZM140 150V151H139ZM158 150H160V152L162 153H160ZM192 150V149H191ZM107 151H110V152H107ZM142 151H144V152H142ZM151 151H153V153L151 154ZM154 151H155V154H154ZM198 151V152H197ZM201 151V152H200ZM246 151L248 152V153H246V156L251 160V155L249 154V151L246 149ZM101 152V153H100ZM118 152H120V153H123V155L122 154H120V153H118ZM145 152H149V153H147V154H150V155H148L147 157H145L147 154L145 153ZM189 152H191V153H189ZM200 152V153H199ZM107 153H108V155H107ZM109 153H111V154H109ZM128 153V154H127ZM145 155H144V154ZM56 155V157H55V155ZM112 154L113 155H116V157H118V154H119V157L120 156H123V157H121L122 159H125V157H127V161H125V160H123V161H121V163H120V165L118 166V165H116L117 167H118V169L122 166L123 168H120V170L119 171H121V170H123V171H121V172H117V167L116 166H114V165H112V164H117V163H119L118 162V160H121L120 158L118 159V160H116V161H113V159H112ZM153 154H154V156H153ZM159 154V155H158ZM186 154H185V156H186ZM110 155H111V157H110ZM128 155H131V157H128ZM163 155V156H162ZM191 155V156H190ZM201 155V156H200ZM250 155V156H249ZM136 156V157H135ZM153 156V158H151ZM203 156H204V154H203ZM202 156V157H203ZM115 157V156H114ZM113 157V158H114ZM142 157V158H141ZM158 159L157 161H159L158 163L159 164H161L160 165V167L159 166H157V165H159L157 162H154L155 160L154 159H156V158ZM187 157V158H188ZM195 157V158H194ZM60 158L62 159V160H64V161H62V160H60ZM95 158V159H96ZM137 158V159H136ZM146 158H148L147 159V161L145 160ZM200 158V159H199ZM94 159V158H93ZM152 159V160H151ZM167 160V161H164V160ZM98 161L99 160H101V159H97ZM154 160V161H153ZM125 161V162H124ZM130 161V162H129ZM150 161V162H149ZM8 162V163H7ZM47 162V163H46ZM116 162V163H115ZM125 163V165H124V163ZM163 162L165 163V162H167V163H165V164H163ZM49 163V164H48ZM58 163H60V164H58ZM63 163V164H62ZM123 163V164H122ZM129 163V164H128ZM154 163V164H153ZM156 163H157V165H156ZM4 164H5V166H4ZM11 164V165H10ZM148 164V165H147ZM151 164V165H150ZM82 165V164H81ZM124 165V166H123ZM130 165V166H129ZM155 165V166H154ZM165 167V169H163L162 168V170L160 169L161 167H163V166ZM11 166V167H10ZM12 166H14L15 168H13ZM132 166V167H131ZM138 166V167H137ZM10 167V168H9ZM114 167H115V169H114ZM142 167V168H141ZM159 167V173H160V170H161V172L163 173L162 174V176H160L161 174H159L158 175V172L156 173V171L158 170L157 168ZM263 167V165L261 166V168ZM49 169V171H47ZM53 169V170H52ZM63 169V170H62ZM141 171H140V170ZM151 169H153V170H151ZM157 169V170H156ZM264 169V168H263ZM43 170V171H42ZM108 170V169H107ZM114 170V171H113ZM130 170V171H129ZM261 170V171H260ZM14 171H12L13 172V174H15L14 173ZM75 171V172H74ZM82 171V172H81ZM127 171H128V173H127ZM132 171V172H131ZM141 172L142 174L144 173V177L142 178V177H140L139 178V176H142L141 175V173H137V174H139V175H137L136 174V172ZM143 171V172H142ZM145 171V172H144ZM147 171V172H146ZM150 171L152 172V173H150ZM168 171V170H167ZM24 174H23V173ZM53 172V173H52ZM69 172H70V174H69ZM95 172V173H94ZM135 172V173H134ZM157 174H155V173ZM165 172V171H164ZM262 172L263 173V175L261 174L260 175V178H263V180H264V177H262V176H264V171H262V169H260L259 168V171H258V174H260V173ZM22 173V174H21ZM46 173V174H45ZM48 173V174H47ZM81 173V174H80ZM131 173H133L132 174V176H130L131 175ZM155 175H154V174ZM50 174V175H49ZM79 174V175H78ZM83 174V175H82ZM101 176H100V175ZM119 174V175H118ZM136 174V175H135ZM22 175V176H21ZM44 175V176H43ZM57 175V176H56ZM167 175L165 176V177H167ZM15 176H17L16 174H15ZM51 176V177H50ZM75 176L77 177L78 176V178L76 179L78 182H76V180H75ZM96 176V177H95ZM155 176H159V177H155ZM42 177V178H41ZM54 177V178H53ZM114 177V178H113ZM135 177H138L140 180H139V182H138V178H137V181L135 180ZM165 177H163V178H165ZM53 178V179H52ZM59 178H60V180H59ZM63 178H64V180H63ZM141 178L142 179H144V180H141ZM146 178H147V175H146ZM149 178H151V175L149 176ZM38 179V180H37ZM101 179V180H100ZM102 179H106V180H104V182L102 181ZM42 180V181H41ZM56 180V181H55ZM61 180H63L64 182H66V184L64 183V182H62ZM100 182H99V181ZM116 180V181H115ZM134 180V181H133ZM146 180V181H145ZM102 181V182H101ZM115 181V182H114ZM124 181V182H123ZM135 181L138 183L137 185L135 184ZM141 181H143V183L141 182ZM61 182V183H60ZM74 182V183H73ZM108 182V183H107ZM110 182V183H109ZM111 182H113V185H112V183ZM148 182V181H147ZM167 182V183H166ZM36 183L38 184L37 186H36ZM58 183V184H57ZM60 183V184H59ZM69 183H70V185H69ZM73 183V184H72ZM97 183V184H98ZM139 183H141V185H144L145 187H143V186H140V184ZM110 184H111V186H110ZM67 185H69V187L67 186ZM44 188H43V187ZM62 186V187H61ZM65 186H67V187H65ZM81 186H83V187H81ZM85 186V187H84ZM168 186V185H167ZM40 187H42L43 188V190H42V188H40ZM51 187V188H50ZM60 187V188H59ZM63 187H65V188H63ZM116 187V188H115ZM119 187V188H118ZM131 187V188H130ZM71 188V189H70ZM113 188V189H112ZM142 189V190H141ZM144 189V190H143ZM52 190V191H53ZM119 190V191H118ZM138 190H139V192H138ZM48 191H49V193H48ZM51 191V192H52ZM85 191L87 192L86 193V195H84L83 193H85ZM174 192V195L176 196L175 197V203L176 204H178L179 203V199H177V192L176 191H173ZM175 192H176V194H175ZM71 194V195H70ZM77 194V195H76ZM156 194V195H155ZM74 195H76V196H74ZM89 195V196H88ZM155 195V196H154ZM74 196V197H73ZM84 196H88V197H84ZM153 196V197H152ZM157 196H159L158 198H159V200L157 199ZM147 197V198H146ZM150 199H149V198ZM156 197V198H155ZM85 198V199H84ZM90 198V200H88ZM263 198H264V196H263ZM95 199V200H94ZM160 199H161V202L162 203H160ZM178 201H177V200ZM152 200V201H151ZM197 200H199V201H196L199 205H203L204 204V202L201 200V199H197ZM95 201H97V202H95ZM52 204H53V202H52V200L50 201ZM55 202V201H54ZM56 202L58 203V201L56 200ZM87 202V203H86ZM102 204H101V203ZM157 202V203H156ZM264 202V199L262 200V205L264 204L263 203ZM89 203V204H88ZM52 204H50V205H52ZM120 204V205H121ZM163 204V205H162ZM90 205V206H89ZM53 206H56V203H54L53 204ZM94 206V207H93ZM99 208V209H97V207ZM165 206H168V207H165ZM103 210H102V209ZM176 208L178 209V210H176ZM263 208H264V206H263ZM105 209V210H104ZM102 212H101V211ZM166 211V212H165ZM104 213V212H103ZM174 213L172 214V215H174ZM180 213V214H179ZM174 215V216H175ZM179 215V216H178ZM214 215V214H213ZM118 217H119V220H118V218H116V216H115V220L117 221V222H119L120 221V219L122 218L121 217V215H117ZM212 215H210V217H211ZM217 215H215V218L219 221L220 220V222H221V220L223 221V222H221L222 224L223 223H226V225L228 224V225H233V226H235V227H237L238 229H242V228H244L245 227V223L243 222V221H241V220H239V219H237L236 218V220L235 219H233V218H231V217H222L221 218V216L219 217H216ZM121 217V218H120ZM211 218H213V216L211 217ZM229 218H231V219H233L234 220V222H233V220H231V219H229ZM0 219H2V217H0ZM225 219V220H224ZM237 220L238 221H240L241 223H237ZM135 221H137V220H134V222ZM122 221H120L119 223H121ZM134 222H132V224H130V225H132L133 227H137V226H139V223H137L138 225L136 226V223L134 224ZM139 222V221H138ZM237 223V224H236ZM244 223V226L242 225ZM242 226H241V225ZM3 219L2 220H0V229H3ZM146 231H148L149 232V235H150V233H152L153 231H149V230H146ZM186 231V233L188 234V235H190V236H195L196 234H194L195 232L194 231H187V229L185 230ZM251 231V230H250ZM189 232V233H188ZM193 232V233H192ZM252 232H254V231H252ZM147 234V233H146ZM261 233H259V235H258V233H256V237H253V240L251 241V243L253 242H255V240L256 239H258L257 237H259L260 236V238H261V235H260ZM16 235V234H15ZM156 235V234H155ZM250 235H253L252 233H250ZM264 235V231H262V236ZM150 236H153L154 237V233L153 234H151ZM150 236H148L149 238H150ZM157 236V235H156ZM254 236V235H253ZM0 237H1V235H0ZM54 236H51V240H52V238H53ZM153 237H151L152 239H154ZM252 236H250V238H251ZM1 238H3V237H1ZM0 238V241L2 242L3 240L5 241V239L3 238V239H1ZM14 238H17L16 239V241H15V239L13 240L14 241V243L12 244L11 243V246H13L14 247V251L15 252H18L19 253V249H21V247H22V249L24 250V248H25V244H24V241L22 240V238L21 237H19V235H16V237H14ZM256 238V239H255ZM259 238V239H260ZM48 239H49V236H48ZM49 239V241H51ZM241 239H243V241H247L246 239L247 238H245V240H244V238H241ZM241 239H239V240H241ZM252 239V238H251ZM250 239V240H251ZM23 241V242H21V241ZM54 240L56 241V242H54ZM59 240H61V239H59V237H54L53 238V240L51 241V243H57L58 245L60 244V245H62V244H64V242L63 241H59ZM260 240H262L263 242H264V236H263V239L261 238ZM59 243H58V242ZM243 241H240L241 242V244L243 243H245V242H243ZM63 242V243H62ZM3 243V242H2ZM5 243V242H4ZM19 243V244H18ZM248 243H250L249 242V239H248V241L246 242V245H247V247H249V249H252V250H255V249H257L256 247H255V249H254V246H255V243L253 244V248L251 247L252 245H251V243H250V245L251 246H249L248 245ZM166 244H168V243H166ZM165 244V248H168V246ZM170 245V244H169ZM245 245V244H244ZM13 247H11V249L13 248ZM170 247V246H169ZM17 248H18V250H17ZM116 248V247H115ZM114 248V249H115ZM13 250V249H12ZM117 250V249H116ZM251 250V251H252ZM22 251V250H21ZM261 252V251H260ZM259 252V250L258 251H256L255 250V252L254 251H252V253H255V256H257V257H260V258H263V254L262 253H260ZM87 253H89V252H86V254H84V259H83V256H82V254H81V256H80V258H82L81 259V261L83 262V260H84V262L87 264V262H89L90 264H93V260H92V257H91V255L90 254H87ZM33 255L34 254H32L31 255V257L29 258V259H27V261H30V260H32L33 258L35 259L34 261V263H33V261H31V263L32 264H38L40 261H41V259L37 256V258H36V255H35V257H33ZM254 255V254H253ZM87 258H86V257ZM33 257V258H32ZM89 257V258H88ZM91 257V258H90ZM32 258V259H31ZM39 258V259H38ZM74 259H72V258H70L69 260H65V261H63V262H65L66 264H82V262H79V260H76L77 259V257H76V259H75V257H73ZM85 258L87 259V262H86V260H85ZM36 260H38L39 262H36ZM73 260V261H72ZM263 260V259H262ZM69 261V262H68ZM78 261V262H77ZM68 262V263H67ZM41 264L43 263L42 261L40 262ZM64 263V264H65ZM44 264V263H43Z\"/></svg>","mask_w":264,"mask_h":264}]
</instances>
